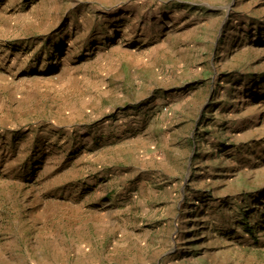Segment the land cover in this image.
I'll return each instance as SVG.
<instances>
[{
	"label": "rangeland",
	"instance_id": "374dc122",
	"mask_svg": "<svg viewBox=\"0 0 264 264\" xmlns=\"http://www.w3.org/2000/svg\"><path fill=\"white\" fill-rule=\"evenodd\" d=\"M0 264H264V0H0Z\"/></svg>",
	"mask_w": 264,
	"mask_h": 264
}]
</instances>
